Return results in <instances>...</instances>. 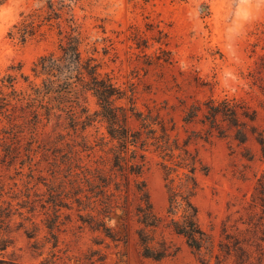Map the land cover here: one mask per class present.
I'll list each match as a JSON object with an SVG mask.
<instances>
[{"label": "rangeland", "instance_id": "rangeland-1", "mask_svg": "<svg viewBox=\"0 0 264 264\" xmlns=\"http://www.w3.org/2000/svg\"><path fill=\"white\" fill-rule=\"evenodd\" d=\"M28 14L42 21L37 22L35 35L22 43L9 33ZM59 22L65 33L71 31L70 25L76 26L84 56L95 57L117 86L133 94L138 110L150 109L161 114L168 125H175L172 136L181 144L194 131L204 133L202 126L184 121L193 103L210 98L235 99L249 113L255 112V121L242 117L249 134L245 144L232 136L213 134L209 140L193 139L189 148L209 170L207 175L197 173L200 191L195 203L200 223L211 234L217 254L222 253L221 245L240 236V229L247 227L243 222L264 217L253 203L264 159L251 130L255 127L264 134V0H0V79L7 72L16 73L12 67H21L31 80L40 82L33 76L32 67L40 56L58 48ZM19 86L26 87L27 83L20 78ZM122 103L129 106L127 99ZM88 105L91 112L98 109L91 95ZM129 126L137 128L136 119L131 118ZM50 132L51 127L41 129V141L47 148L56 135ZM62 132L73 135L71 130ZM86 133L93 142L106 134L105 124L98 120ZM52 158L37 163L33 171L24 166L23 174L14 167L3 169L7 185L22 191L15 204L28 193L29 181H52ZM147 158L149 169L143 178L156 211L164 215L168 194L161 158L155 152H148ZM39 188L46 191L42 183ZM44 218H37L42 252L35 251L23 230H14V244L6 259L15 264H85L92 247L101 249L94 259L103 256V261L97 264H202L185 240L168 230L166 236L180 247V252L163 261L142 257L135 225L127 230V243L96 246L93 235L77 229L74 220L60 229L58 246L53 248L52 243H46ZM122 218V211L116 209L110 222L121 235ZM21 220L19 215L14 217L16 224ZM258 236L264 239L262 233ZM259 255L254 253L256 258ZM233 259L227 263H233Z\"/></svg>", "mask_w": 264, "mask_h": 264}, {"label": "trees", "instance_id": "trees-1", "mask_svg": "<svg viewBox=\"0 0 264 264\" xmlns=\"http://www.w3.org/2000/svg\"><path fill=\"white\" fill-rule=\"evenodd\" d=\"M36 16L24 15L9 35L25 43L35 35L40 21ZM58 25V48L40 56L32 67L33 76L40 82L31 80L21 67H12L17 72H7L0 79V264H15L6 259L14 244V230H23L35 251L42 252L44 245L38 239L41 225L37 221L41 215L45 216L42 222L48 232L46 243H52L53 248L58 246L60 229L75 220L77 229L93 235L96 246L127 243V230L135 225L141 256L155 261L180 252V247L166 236L168 230L183 238L202 264H229L232 257L231 264H264V239L258 236L264 235V217L243 222L247 227L240 229V236L221 245L222 253L215 252L214 240L202 227L195 203L200 191L197 173L207 175L209 170L189 148L193 139L209 140L213 134L232 136L245 144L249 134L242 117L255 121V112L249 113L235 99L210 98L193 103L184 121L202 126L204 133L194 131L181 144L172 136L175 125H168L161 114L150 109L138 110L134 95L117 86L95 57L84 56L76 26L70 25L71 31L65 33L60 22ZM20 78L26 87L19 86ZM90 95L98 106L94 112L88 105ZM126 99L128 107L122 103ZM131 118L138 122L137 128L129 126ZM98 120L105 124L106 134L92 142L86 132ZM48 127L50 133H56L49 148L41 141V129ZM63 130H71L73 135ZM251 130L264 159V134L255 127ZM148 152L161 158L168 194L164 215L156 211L143 178L149 169ZM51 157L55 164L49 162L55 168L52 181H29L28 193L15 204L22 191L7 185L3 169L14 167L23 174L24 166L33 171L37 163ZM41 183L46 187L44 193L39 188ZM253 203L264 214V172L258 178ZM116 209L122 211L123 235L110 226ZM16 215L22 218L18 224L14 223ZM99 250L91 247L85 264L103 261V256L94 259Z\"/></svg>", "mask_w": 264, "mask_h": 264}]
</instances>
